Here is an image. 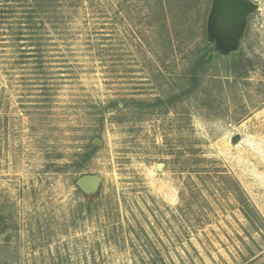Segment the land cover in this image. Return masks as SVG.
<instances>
[{"label": "rangeland", "instance_id": "rangeland-1", "mask_svg": "<svg viewBox=\"0 0 264 264\" xmlns=\"http://www.w3.org/2000/svg\"><path fill=\"white\" fill-rule=\"evenodd\" d=\"M241 1L228 37L218 0H0V264H264V0Z\"/></svg>", "mask_w": 264, "mask_h": 264}, {"label": "water", "instance_id": "water-1", "mask_svg": "<svg viewBox=\"0 0 264 264\" xmlns=\"http://www.w3.org/2000/svg\"><path fill=\"white\" fill-rule=\"evenodd\" d=\"M242 2L241 0L239 2L236 0H218L216 13L213 18L215 29L221 31L225 35L227 32H230L231 34H228V37L234 36L238 32L241 24L240 22L234 23V21L237 19ZM242 15H244V13ZM242 15L240 17H242ZM229 19L233 22L231 21L228 23L227 20ZM101 181L102 179L100 176L85 175L79 179L78 185L86 191H91L94 190Z\"/></svg>", "mask_w": 264, "mask_h": 264}]
</instances>
